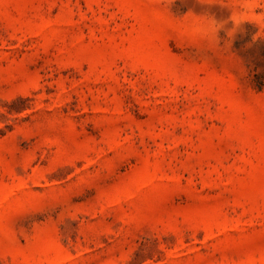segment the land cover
Listing matches in <instances>:
<instances>
[{"label": "rangeland", "instance_id": "obj_1", "mask_svg": "<svg viewBox=\"0 0 264 264\" xmlns=\"http://www.w3.org/2000/svg\"><path fill=\"white\" fill-rule=\"evenodd\" d=\"M0 264H264V0H0Z\"/></svg>", "mask_w": 264, "mask_h": 264}]
</instances>
